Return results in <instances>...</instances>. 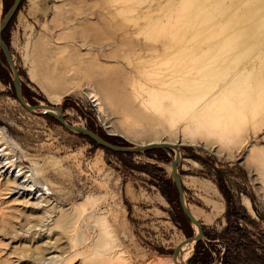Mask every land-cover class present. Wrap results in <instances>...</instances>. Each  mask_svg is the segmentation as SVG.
<instances>
[{
    "label": "rangeland",
    "instance_id": "374dc122",
    "mask_svg": "<svg viewBox=\"0 0 264 264\" xmlns=\"http://www.w3.org/2000/svg\"><path fill=\"white\" fill-rule=\"evenodd\" d=\"M13 2L0 0V22ZM1 40L7 157L44 201L0 176V264H174L195 234L173 149L101 148L25 110L14 73L27 105L60 107L112 145L175 143L203 229L179 263L264 264V0H20Z\"/></svg>",
    "mask_w": 264,
    "mask_h": 264
},
{
    "label": "water",
    "instance_id": "95a60500",
    "mask_svg": "<svg viewBox=\"0 0 264 264\" xmlns=\"http://www.w3.org/2000/svg\"><path fill=\"white\" fill-rule=\"evenodd\" d=\"M19 3H20V0H14L12 6L9 8V10L5 14L3 20L0 22V48L2 50V53L4 55L5 60H6V62L8 63L9 66H11V61H10L6 46L3 43V41L1 40V32L6 27L8 21L10 20L12 15L16 12ZM12 85L14 87L15 97H16L17 101L26 110H28L29 112H34L35 109H42V110L45 111V113L53 116L58 121V123L61 126H63L65 129H67L69 131H73V132L79 133V134H82L85 137L89 138L97 146H100L101 148H104V149L109 150L111 152L123 153V154H136V153H141V152H147V151L153 150V149H162V150H165L167 148L168 149H173L175 152H174V157L171 159L170 166L172 165L171 175H172L173 185L175 187L176 194H177V201H178V204L180 206L181 212L183 213L185 218L188 220L189 223L194 225L196 227V230H197L196 233L193 236L187 238L186 241L197 243L200 240H202V238H203V229L201 227V223L195 221L191 217V215L189 214L186 206L183 203L182 183H181L180 179L177 176L179 155H178V152H177V149H176L175 146L172 147V146H169V145H151V146H146V147H141V146L123 147V146L112 145V144L106 142L102 138L98 137L97 135H95L94 133H92V132H90V131H88L86 129L67 125L63 121V119L61 117V108L60 107L53 108V110L58 112L59 116H57V115L53 114L52 112H50L52 110L51 106H48V105L40 106L39 105V106H36V107H31V106L27 105L23 101L22 94H21V85H20L18 77H17V75L15 73H14V76H13V79H12ZM179 250H180V246H177L174 249L173 254H172V260L175 262V264H189L188 262H183V263L177 262L176 258H177Z\"/></svg>",
    "mask_w": 264,
    "mask_h": 264
},
{
    "label": "bare ground",
    "instance_id": "6f19581e",
    "mask_svg": "<svg viewBox=\"0 0 264 264\" xmlns=\"http://www.w3.org/2000/svg\"><path fill=\"white\" fill-rule=\"evenodd\" d=\"M40 106H44V104H42ZM51 108H52V110L50 112L59 116L58 112L53 110V108H55V107H51ZM151 145H169V146L174 147L175 143L168 141V140H157V141H153L152 143L150 142L146 145L142 144L139 146L146 147V146H151ZM12 150H13L12 144L9 143V139L6 137L4 130L2 128H0V176L5 178V179L11 178L12 180L11 179L10 180L14 181V184H12L13 186L11 187V190H10V193L12 195L25 196V197H28L30 199H33L36 201V205H38L40 202L43 203L44 196L42 194H39L40 193V190L38 188L39 185L32 179V177H30V175H28V176L26 175L27 172L24 171L18 163L14 164V162L11 163L9 161L10 157H7V156L9 154V152H12ZM15 169H17L16 173L14 172ZM171 172H172V165H171ZM7 179H6V181L8 182ZM38 206H37V209H40V206L39 207ZM32 207H33V205H32ZM186 208H187V206H186ZM187 210H188L189 214L191 215V217L195 221H197L196 219L198 216V212L194 209H191L189 211V209L187 208ZM42 213H43V211H42ZM44 214L46 215V213H44ZM192 226H194V225H192ZM194 228H195V233H196V231H197L196 227L194 226ZM192 243L193 242H188L185 239L183 242H180V244H178L177 246H180V249H182V251H187V253H188L187 247L191 246ZM188 259H189V256L187 254H185L182 258L183 262H187ZM174 264H175V262H174Z\"/></svg>",
    "mask_w": 264,
    "mask_h": 264
},
{
    "label": "trees",
    "instance_id": "16d2710c",
    "mask_svg": "<svg viewBox=\"0 0 264 264\" xmlns=\"http://www.w3.org/2000/svg\"><path fill=\"white\" fill-rule=\"evenodd\" d=\"M177 195V194H176ZM183 214V213H182ZM184 216V215H183ZM184 219L186 220V221H188L186 218H185V216H184ZM201 241V240H200ZM199 241V242H200ZM199 242H197V244L199 243ZM204 251H203V249H202V252L200 253L201 255H204V253H203ZM194 260V259H193ZM228 261H231V260H228ZM244 262V261H243ZM191 263H192V261H191ZM245 263V262H244ZM243 263V264H244ZM245 264H248V263H245Z\"/></svg>",
    "mask_w": 264,
    "mask_h": 264
}]
</instances>
